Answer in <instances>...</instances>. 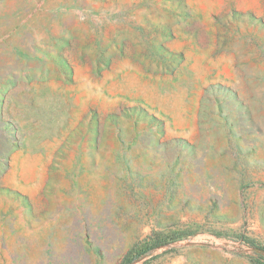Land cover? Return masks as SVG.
Wrapping results in <instances>:
<instances>
[{
    "label": "rangeland",
    "instance_id": "rangeland-1",
    "mask_svg": "<svg viewBox=\"0 0 264 264\" xmlns=\"http://www.w3.org/2000/svg\"><path fill=\"white\" fill-rule=\"evenodd\" d=\"M0 264H264V0H0Z\"/></svg>",
    "mask_w": 264,
    "mask_h": 264
}]
</instances>
